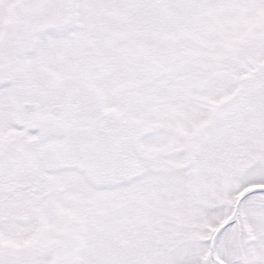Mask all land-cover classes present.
<instances>
[{
	"label": "snow or ice",
	"instance_id": "obj_1",
	"mask_svg": "<svg viewBox=\"0 0 264 264\" xmlns=\"http://www.w3.org/2000/svg\"><path fill=\"white\" fill-rule=\"evenodd\" d=\"M0 264H264V0H0Z\"/></svg>",
	"mask_w": 264,
	"mask_h": 264
}]
</instances>
